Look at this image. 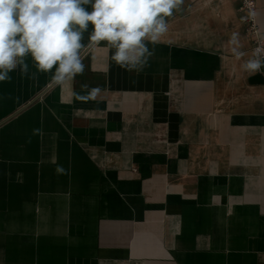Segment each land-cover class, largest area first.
<instances>
[{
  "label": "crops",
  "instance_id": "1",
  "mask_svg": "<svg viewBox=\"0 0 264 264\" xmlns=\"http://www.w3.org/2000/svg\"><path fill=\"white\" fill-rule=\"evenodd\" d=\"M240 6L183 0L138 69L89 25L71 83L30 56L0 82V264H264V75L241 70Z\"/></svg>",
  "mask_w": 264,
  "mask_h": 264
},
{
  "label": "clouds",
  "instance_id": "2",
  "mask_svg": "<svg viewBox=\"0 0 264 264\" xmlns=\"http://www.w3.org/2000/svg\"><path fill=\"white\" fill-rule=\"evenodd\" d=\"M182 3L183 0H0V82L10 80L9 73L18 65L21 74L28 75L25 57L30 56L39 72L55 69V83H71L85 69L82 41L89 25L90 40L107 42L115 49L112 60L117 65L141 68L154 54L148 44H156L168 32L167 18ZM89 5L90 11L85 7ZM231 42L238 45L237 33ZM233 52L237 57L243 55L236 47ZM240 67L251 76L264 73V49L258 48L253 58Z\"/></svg>",
  "mask_w": 264,
  "mask_h": 264
},
{
  "label": "built area",
  "instance_id": "3",
  "mask_svg": "<svg viewBox=\"0 0 264 264\" xmlns=\"http://www.w3.org/2000/svg\"><path fill=\"white\" fill-rule=\"evenodd\" d=\"M240 11L243 13V22L246 26L248 35L253 41V56L255 51L260 48L264 49V40L261 37L260 24L258 21V5L257 0H240ZM253 58V57H252ZM264 75V73H259Z\"/></svg>",
  "mask_w": 264,
  "mask_h": 264
}]
</instances>
